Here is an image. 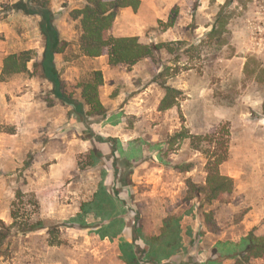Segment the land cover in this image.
I'll return each instance as SVG.
<instances>
[{"label":"rangeland","instance_id":"obj_1","mask_svg":"<svg viewBox=\"0 0 264 264\" xmlns=\"http://www.w3.org/2000/svg\"><path fill=\"white\" fill-rule=\"evenodd\" d=\"M18 1L0 0V219L11 225L15 207L20 224L0 245V264H128L121 244L135 233L129 206L139 207L149 237L159 234L169 214L180 216L182 248L174 261L162 264L205 263L216 258L218 241H240L253 229L264 235V0H167L166 6V0H144L137 11L121 9L111 36L165 44L134 65L82 55L81 30L70 12L85 0H43L57 13L55 23L70 44L64 55H55L67 94L80 100L82 83L101 70V100L109 113L94 118L95 133L142 150L131 188L121 185L110 157L94 163V143L84 137L74 106L57 98L54 84L41 74L40 16L16 11ZM222 9L228 19L224 34L209 37ZM12 55L28 70L7 75ZM167 86L176 89V102L161 109ZM225 128L231 143L221 172L234 179L235 192L204 206L223 229L216 235L202 223L199 200L183 199L188 178L205 183L204 137L213 130L222 135ZM178 133L188 138L173 145ZM158 149L170 165L161 164ZM188 163L194 165L189 172L173 167ZM101 185L120 189L118 211L128 209L122 212L125 230L114 237H102L104 221L96 212L85 214L88 228L77 221ZM23 220L45 227L22 235ZM190 232L203 234L193 242Z\"/></svg>","mask_w":264,"mask_h":264},{"label":"trees","instance_id":"obj_2","mask_svg":"<svg viewBox=\"0 0 264 264\" xmlns=\"http://www.w3.org/2000/svg\"><path fill=\"white\" fill-rule=\"evenodd\" d=\"M234 1L228 0V3ZM141 3L142 0H85L82 7L74 8L70 15L73 20L78 21V26L81 30L79 45L82 55L88 58L107 55L111 65H134L143 58L151 57L155 51L161 50L165 45L164 43L146 45L140 43L138 37L116 38L110 34L119 10L130 7L137 11ZM14 8L16 11H22L27 15L40 16L39 27L45 37L40 65L41 74L54 84L53 92L57 98L74 106V113L78 116L79 122L83 124V130L87 134L84 137L92 139L94 143V148L91 152L92 157L95 159L94 163L102 162L103 159L110 157L114 174L119 176L118 180L121 185L131 188L132 169L143 160L141 148H136L134 144H129L130 146L126 149L118 138L98 135L94 131L98 121H94V118L105 117L109 113V109L101 100V87L104 85L103 72L94 70L89 79L82 83L80 100L68 95L65 90L66 85L55 62V55H64L70 44L63 38L55 23L57 13L43 0H20L14 4ZM227 21V16L222 9L218 13L216 22L208 36H222ZM173 24L174 21L172 20L169 26ZM169 50L173 51L172 48ZM18 58L21 57L12 55L10 59H7L5 66L7 75L28 70L26 65L22 64ZM166 91V97L161 104V109H169L176 102V89L167 86ZM186 138H188V135L185 133H178L172 144L174 145L178 140ZM204 139L208 142V149L205 151L208 158L205 165L207 174L205 183L199 184L192 178H188L183 200L198 199L203 225L208 232L218 235L223 229L215 218L213 211L205 210L204 206L213 204L216 201H222L235 192L234 179L221 172V166L229 157L231 132L225 128L223 134L220 135V132L213 130ZM213 142H216L218 146H214ZM103 148H107L108 152ZM158 151V159L161 164L170 165V162L164 158L162 149H158ZM193 166L191 163L173 165L175 169L181 172H189ZM22 195V192L18 193V197ZM120 196V189L113 188V192H110L101 185L94 198L83 204V213L77 219L80 226L82 228L90 227L86 221L85 214L96 212L104 222H108L106 225L103 222L101 227L102 237H114L124 232L125 223L123 222L122 212H127L128 209L123 208V211H118L120 205L117 203L120 200ZM15 204L16 202L13 205L15 206ZM136 207L135 209L131 206L128 207L134 210L136 215L134 237H132L131 241L123 238L121 244L128 264H143V261L149 264H162L163 259H167V263L174 261L173 258L179 254L182 248L183 235L180 216L169 214L163 220L159 234L149 237L143 229V215L139 207ZM11 216L13 218L11 225L0 219V245L13 234V228L19 224L15 207ZM119 221L122 222L121 225H118ZM44 227L41 222L32 223L23 220L18 233L27 235ZM190 234L193 235L191 232ZM199 234L201 235L203 232L193 235V242L197 241ZM213 254L216 255L215 259H209L205 263L199 264H221L226 259H235L237 264H242L249 263L253 259H264V235L257 234L255 229H253L240 241H218L214 247Z\"/></svg>","mask_w":264,"mask_h":264},{"label":"crops","instance_id":"obj_3","mask_svg":"<svg viewBox=\"0 0 264 264\" xmlns=\"http://www.w3.org/2000/svg\"><path fill=\"white\" fill-rule=\"evenodd\" d=\"M143 2H144V0H142ZM166 4H167V0L166 1H163L162 3H161V6H166ZM154 9H156L157 8V6L156 5H153L152 6ZM168 7V6H167ZM130 8V7H129ZM129 8H124V9H122V10H128ZM119 23V21H116V25ZM120 35V34H119ZM103 102V101H102ZM103 104L106 106V104L103 102ZM258 223H253V225L252 226H256Z\"/></svg>","mask_w":264,"mask_h":264}]
</instances>
